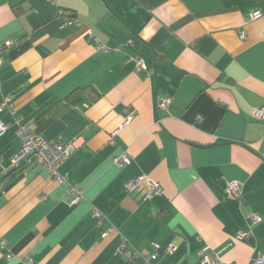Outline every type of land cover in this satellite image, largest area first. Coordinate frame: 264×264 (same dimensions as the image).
<instances>
[{
	"label": "crops",
	"instance_id": "obj_1",
	"mask_svg": "<svg viewBox=\"0 0 264 264\" xmlns=\"http://www.w3.org/2000/svg\"><path fill=\"white\" fill-rule=\"evenodd\" d=\"M0 45V264H143L155 242L152 264L264 255V0H0ZM26 119L75 140L58 170L79 202L10 166ZM138 174L160 191L127 189Z\"/></svg>",
	"mask_w": 264,
	"mask_h": 264
},
{
	"label": "built area",
	"instance_id": "obj_2",
	"mask_svg": "<svg viewBox=\"0 0 264 264\" xmlns=\"http://www.w3.org/2000/svg\"><path fill=\"white\" fill-rule=\"evenodd\" d=\"M261 14L260 9L251 10L247 18H255ZM73 19H64L63 23L75 22ZM241 36L244 34V31H240ZM1 47V45H0ZM142 57L137 55L135 56V66L137 69H140L142 66ZM6 99V98H5ZM7 100V99H6ZM5 101H3V104ZM13 110V108H12ZM252 115L256 118H264V107L255 106L252 108ZM130 118L128 114L122 123L126 122ZM6 127V124L0 121V132H2ZM16 134L20 141L19 148L10 156V166H18L22 163H35L42 166L49 176L55 179L58 183H66L64 199L68 200L70 204L79 202L83 197V190L78 187L76 184L69 183L67 181L66 175L60 173L58 170L59 164L74 150L76 142L74 139L68 140L66 142H57L46 138L38 133L33 132L32 130V121L30 119L26 120H17ZM115 162L118 164L128 161L125 153L117 156ZM144 180L147 184V190L145 196L150 195V193H157L160 191V186L157 181L148 178L145 174H138L130 178L126 182V188L131 189L139 181ZM229 191L231 193L237 194L239 192V184L235 180L229 181ZM43 197V196H42ZM94 215L97 218L102 216L99 210H94ZM260 220V216L257 214L250 215V223H256ZM108 229H111L109 227ZM247 231L239 232V237H246ZM124 244L123 242L121 243ZM159 243H153L151 251L138 252L143 257V264H152L150 262L151 258H154L159 249ZM173 247L172 243L165 245V250H171ZM200 262L201 264H211L215 260L210 257L207 252L206 247H202L199 250ZM249 264H264V255L262 253H255L251 256Z\"/></svg>",
	"mask_w": 264,
	"mask_h": 264
},
{
	"label": "trees",
	"instance_id": "obj_3",
	"mask_svg": "<svg viewBox=\"0 0 264 264\" xmlns=\"http://www.w3.org/2000/svg\"><path fill=\"white\" fill-rule=\"evenodd\" d=\"M16 10V9H15ZM58 14L61 16L62 18V22L64 19H75V16L74 14L71 12V11H65L61 8L58 9ZM3 46L6 45V44H2Z\"/></svg>",
	"mask_w": 264,
	"mask_h": 264
}]
</instances>
